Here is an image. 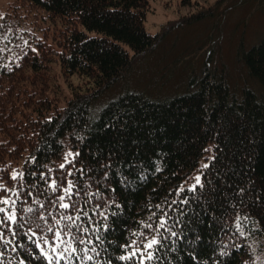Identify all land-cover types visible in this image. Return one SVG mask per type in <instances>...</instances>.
Returning a JSON list of instances; mask_svg holds the SVG:
<instances>
[{"label":"trees","instance_id":"obj_1","mask_svg":"<svg viewBox=\"0 0 264 264\" xmlns=\"http://www.w3.org/2000/svg\"><path fill=\"white\" fill-rule=\"evenodd\" d=\"M16 1L59 29L50 43L28 31L0 42V185L19 193L11 197L17 235L0 228L11 241L0 240L3 264H47L33 242L51 238L40 217L55 229L53 216L73 214L53 203L62 193L51 191V179L75 182L80 194L72 199L91 217L85 226L103 240L98 257L89 253L94 262L76 264H126L121 246L152 212L160 216L156 205L179 238L148 264H264V39L239 53L260 94L247 89L236 99L225 76L208 70L187 93L166 101L125 93L93 120L92 102L159 42L145 27L149 0ZM51 62L66 78L87 79L91 91L63 105L45 94L57 78ZM13 172L23 179L13 180ZM197 175L203 187L188 191ZM9 195L0 191V198Z\"/></svg>","mask_w":264,"mask_h":264},{"label":"rangeland","instance_id":"obj_2","mask_svg":"<svg viewBox=\"0 0 264 264\" xmlns=\"http://www.w3.org/2000/svg\"><path fill=\"white\" fill-rule=\"evenodd\" d=\"M21 6L16 0H0V42L5 43L11 32L23 31L34 41L50 43L58 38V27L54 32L53 23ZM145 27L151 35L159 36V42L135 58L131 70L92 102L91 119L125 93L143 94L154 101L187 93L208 70L225 76L236 99L247 89L262 92L239 53L264 39V0H149ZM9 48L16 49L13 45ZM53 66L52 75L57 78L48 81L44 89L45 94L56 95L59 104L79 90L91 91L87 79L66 78L57 64Z\"/></svg>","mask_w":264,"mask_h":264},{"label":"snow or ice","instance_id":"obj_3","mask_svg":"<svg viewBox=\"0 0 264 264\" xmlns=\"http://www.w3.org/2000/svg\"><path fill=\"white\" fill-rule=\"evenodd\" d=\"M69 157H72V153H68L65 159L68 160ZM68 162L71 163V160ZM60 167L64 168L65 165L62 164ZM202 167L207 168L208 165L204 164ZM80 171L82 172L83 170L81 169ZM18 175L23 179L22 173L18 174L15 172H13L11 178L15 180ZM71 175L72 172L69 171L67 176ZM194 179L195 184L188 191L195 192L198 186L203 187L201 176L197 175ZM49 187L53 193L57 191L62 193L53 203L58 204V207L66 210V212L71 211L73 214L62 213L60 214V219H56L53 216L52 219L59 226L55 229L51 224H48L47 218L40 217V219L45 220V224L47 225L44 231L47 234H51L50 239L45 235L39 240L33 241L39 249L40 255L47 264H60V261H65V264H76L80 260L94 262V256L89 255V253H95V256L98 257L100 252L97 249L103 243V240L99 235H95V239L92 238L95 233L99 232V229L85 226L84 217H87L88 222L91 221V217L87 216V211L84 207L78 206L72 199L74 195L79 196L80 189L76 187L73 180H67L66 184L58 185L56 179H51ZM74 189H76L75 192L73 191ZM0 191L10 193L9 196L0 198V205H3V207H0V228H7L12 233V236L15 237L17 233L12 229V225H15L17 222L16 200L11 197L15 196L19 199V193L6 189L3 185H0ZM177 191L178 193L183 192V185ZM85 196L89 197L86 203L90 202V194L85 192ZM66 200L67 202H65ZM172 203H176V201H172ZM180 203L186 204L188 200L184 199ZM40 206L43 207V204ZM156 208L160 211V216L157 217V214L152 212L145 221L141 222V229L133 233L135 239H131L128 244L121 246L126 254L119 256V260L126 262V264H133V262L135 264H148L150 261H160L158 253L167 247L165 242L172 238H179L178 233L172 230L173 225L169 223L167 211L162 209L160 205H156ZM27 211L32 212L33 209L29 207ZM61 221H65L66 223L60 226ZM77 221L80 223H77ZM36 226L37 228L41 227L39 224ZM236 229L237 231L240 230L239 223H237ZM31 235L35 237L36 232L31 231ZM182 235L180 234V236ZM0 240H4L6 244L11 243L10 240H5L4 232H0ZM3 255L4 253L0 252V258ZM0 264H3L2 259H0ZM21 264H24V262L21 261ZM105 264H110V262H105Z\"/></svg>","mask_w":264,"mask_h":264}]
</instances>
